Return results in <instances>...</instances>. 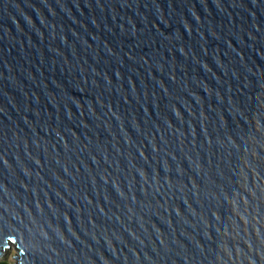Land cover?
Masks as SVG:
<instances>
[{"label": "water", "instance_id": "water-1", "mask_svg": "<svg viewBox=\"0 0 264 264\" xmlns=\"http://www.w3.org/2000/svg\"><path fill=\"white\" fill-rule=\"evenodd\" d=\"M264 264V0H0V257Z\"/></svg>", "mask_w": 264, "mask_h": 264}, {"label": "rangeland", "instance_id": "rangeland-1", "mask_svg": "<svg viewBox=\"0 0 264 264\" xmlns=\"http://www.w3.org/2000/svg\"><path fill=\"white\" fill-rule=\"evenodd\" d=\"M17 251L14 247L4 250L3 255L0 257V262L5 264H15L16 260L14 258Z\"/></svg>", "mask_w": 264, "mask_h": 264}, {"label": "trees", "instance_id": "trees-1", "mask_svg": "<svg viewBox=\"0 0 264 264\" xmlns=\"http://www.w3.org/2000/svg\"><path fill=\"white\" fill-rule=\"evenodd\" d=\"M0 264H5V263L0 262Z\"/></svg>", "mask_w": 264, "mask_h": 264}]
</instances>
